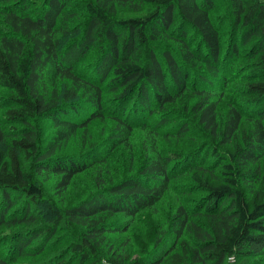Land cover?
Returning <instances> with one entry per match:
<instances>
[{"label":"trees","instance_id":"obj_1","mask_svg":"<svg viewBox=\"0 0 264 264\" xmlns=\"http://www.w3.org/2000/svg\"><path fill=\"white\" fill-rule=\"evenodd\" d=\"M216 3L0 0V264H251L264 251V0H225L224 37ZM137 131L135 170L63 203ZM183 175L199 198L182 197ZM178 192L142 253L118 252L110 233Z\"/></svg>","mask_w":264,"mask_h":264},{"label":"rangeland","instance_id":"obj_2","mask_svg":"<svg viewBox=\"0 0 264 264\" xmlns=\"http://www.w3.org/2000/svg\"><path fill=\"white\" fill-rule=\"evenodd\" d=\"M224 6H225V0H217L215 8L211 12L214 22L217 25H219L218 28L220 29V31H222L223 37L228 34L229 22L231 19V17L228 16L224 19L226 12ZM223 40L224 41L222 46L223 48H225L226 38H224ZM234 69L235 68H232V71H234ZM235 81L237 82V80ZM215 91H217V88L214 90V92ZM170 108L173 109L174 107H170ZM37 125L43 129L45 136L50 130L51 123L48 119H40ZM140 133L141 132L137 131L132 137H130V147H124L123 145H118L110 152L111 154L108 157H106L104 161H102L101 163L92 164L83 171L79 172L74 177L73 182L68 188V190L64 193V197H61L63 199V203L64 204L71 203L72 201L77 200L79 197H81L86 191L93 188L96 181V175L97 177H99L98 176L99 173L100 175L102 176L104 175L106 178L110 177L111 180L115 181L127 175L129 173L128 169L132 171L135 170L138 166L141 157H143L142 141L144 139L143 136H145V131H142V135H140ZM163 144L166 146L168 145V143H164V142ZM72 147L73 146L66 147L65 149L68 151H72ZM99 167L101 169H98ZM53 181H54L53 179H48L43 182L47 193L52 197L55 196V192L53 190ZM180 184H183L184 186L188 184L183 189L188 190L189 192L182 197L188 199L199 198L200 192L193 189L192 181L187 175H183L177 179L175 185H178L179 189L181 188ZM180 195L181 194H179V192H178V196L176 193L174 194L170 193L163 198L165 199V201L159 204L158 209L156 208V211L151 212L146 210L137 213L135 215L133 224L129 228H127L124 231H114L110 233L109 235L110 242L114 245L115 248L117 247L118 252H121L124 257L125 255H128L130 256V258H133L134 256H137L140 253H142L141 250L147 247V245L149 244L150 236L152 237L153 235L152 230L155 229V224L157 221L156 219L157 218L162 219V217L164 218L165 213L168 212L170 208H172L171 206L173 203L174 196L177 199V197L179 198ZM54 199H58V197H54ZM57 202H59V199L57 200ZM125 238L128 239V242L126 244H125ZM64 244L65 241L61 242L55 248L45 249L40 254V257L44 258L56 254L57 252L61 251L60 249L61 247H63ZM106 248L107 247H105V249ZM110 254L111 253L105 254V256L102 258L104 259L102 263L100 259L99 261H95V263H91V264H105V263L109 264L106 260L110 256ZM240 259H241L240 257L229 258L227 263L241 264L239 262ZM249 259L252 260L251 264H264V251L260 255L251 257ZM17 261H21V260H17ZM22 261L18 264H23Z\"/></svg>","mask_w":264,"mask_h":264},{"label":"built area","instance_id":"obj_3","mask_svg":"<svg viewBox=\"0 0 264 264\" xmlns=\"http://www.w3.org/2000/svg\"><path fill=\"white\" fill-rule=\"evenodd\" d=\"M105 264H107V263H105Z\"/></svg>","mask_w":264,"mask_h":264}]
</instances>
